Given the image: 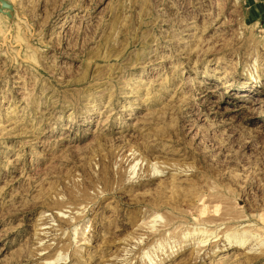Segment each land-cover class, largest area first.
I'll return each mask as SVG.
<instances>
[{"label":"rangeland","instance_id":"374dc122","mask_svg":"<svg viewBox=\"0 0 264 264\" xmlns=\"http://www.w3.org/2000/svg\"><path fill=\"white\" fill-rule=\"evenodd\" d=\"M210 1L0 0V264H264V27Z\"/></svg>","mask_w":264,"mask_h":264},{"label":"crops","instance_id":"0c3cea01","mask_svg":"<svg viewBox=\"0 0 264 264\" xmlns=\"http://www.w3.org/2000/svg\"><path fill=\"white\" fill-rule=\"evenodd\" d=\"M247 19L264 27V0H241Z\"/></svg>","mask_w":264,"mask_h":264},{"label":"bare ground","instance_id":"6f19581e","mask_svg":"<svg viewBox=\"0 0 264 264\" xmlns=\"http://www.w3.org/2000/svg\"><path fill=\"white\" fill-rule=\"evenodd\" d=\"M219 3H218V1L217 0H211L210 2H209V5H211V6H216V5H218ZM255 83L257 82V80H255L254 81ZM260 86H262L263 85V83H261V84H259ZM249 87H257L256 85H250ZM154 169V168H153ZM154 172V171H153ZM155 173H157V170H156V172ZM199 231V230H198ZM202 232H204V231H202ZM236 232H238V231H236ZM195 232L193 231V234H194ZM206 233V232H205ZM233 233V232H232ZM248 232H246V231H242L241 233L240 232H238V234L236 235V233H233L231 236H233V238L236 240L235 242L236 243H239V244H245V242H246V240H247V238H249V235L247 234ZM207 234V233H206ZM190 235V232H185V233H183V237L184 238H187V236H189ZM227 236H230L229 235V233H228V235ZM252 237H254V235L252 236ZM141 239V238H140ZM250 239V238H249ZM199 245V244H198ZM52 262V261H51Z\"/></svg>","mask_w":264,"mask_h":264}]
</instances>
